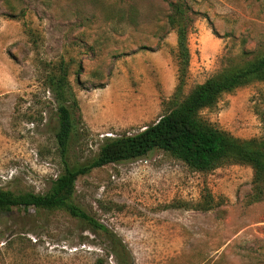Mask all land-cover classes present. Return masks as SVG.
Masks as SVG:
<instances>
[{"label": "rangeland", "instance_id": "374dc122", "mask_svg": "<svg viewBox=\"0 0 264 264\" xmlns=\"http://www.w3.org/2000/svg\"><path fill=\"white\" fill-rule=\"evenodd\" d=\"M171 16L188 20L186 95L264 57V0H0V192L43 195L64 171L49 88L60 66L78 104L72 166L173 108ZM200 117L243 141L264 138V82L223 94ZM253 196L248 165L195 172L155 151L79 177L74 201L117 234L132 264H264V201ZM109 245L63 210L0 214V264H117Z\"/></svg>", "mask_w": 264, "mask_h": 264}, {"label": "trees", "instance_id": "16d2710c", "mask_svg": "<svg viewBox=\"0 0 264 264\" xmlns=\"http://www.w3.org/2000/svg\"><path fill=\"white\" fill-rule=\"evenodd\" d=\"M169 24L176 31L178 40L175 52L178 85L171 100L173 108L136 135L106 139L98 157L90 164L72 166L68 163V155L74 129L73 113L77 111L78 104L69 82L68 68L60 66L50 77L49 88L58 103L57 140L64 171L43 195H15L1 191L0 214L12 212L13 209L63 210L103 233L110 242L109 253L115 257L117 264H132L130 253L117 234L74 201L79 177L110 164L139 160L155 151H161L183 162L195 172H211L230 164L248 165L254 171L253 200L264 201V138L243 141L200 117V113L214 107L223 94L255 82H264V57L243 67L225 69L205 83L197 85L186 95L184 88L191 59L187 40L188 20L171 16ZM205 205L197 209L206 211L213 207L211 201H207Z\"/></svg>", "mask_w": 264, "mask_h": 264}]
</instances>
